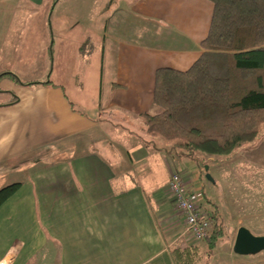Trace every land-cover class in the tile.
<instances>
[{
	"label": "crops",
	"instance_id": "crops-1",
	"mask_svg": "<svg viewBox=\"0 0 264 264\" xmlns=\"http://www.w3.org/2000/svg\"><path fill=\"white\" fill-rule=\"evenodd\" d=\"M49 2L0 0V188L21 183L0 206V264H175L168 235L180 229L164 198L187 156L144 142L141 115L162 112L157 69L202 56L215 5ZM182 175L203 198L195 168ZM240 227L221 254L201 246V256L264 264V250L234 252Z\"/></svg>",
	"mask_w": 264,
	"mask_h": 264
},
{
	"label": "trees",
	"instance_id": "trees-1",
	"mask_svg": "<svg viewBox=\"0 0 264 264\" xmlns=\"http://www.w3.org/2000/svg\"><path fill=\"white\" fill-rule=\"evenodd\" d=\"M212 1L202 56L187 70L157 69L154 102L162 112L141 115L149 136L144 142L192 159L198 151L228 155L264 129V0ZM157 140L167 146L157 147ZM20 187L15 182L0 188V206ZM218 219L213 213L220 228L207 238L210 251L222 236ZM199 254L192 245L172 249L175 264H195Z\"/></svg>",
	"mask_w": 264,
	"mask_h": 264
},
{
	"label": "rangeland",
	"instance_id": "rangeland-1",
	"mask_svg": "<svg viewBox=\"0 0 264 264\" xmlns=\"http://www.w3.org/2000/svg\"><path fill=\"white\" fill-rule=\"evenodd\" d=\"M49 1L50 5H52L51 3L54 0ZM259 138L256 142L244 143L228 155L214 156L198 151V159L185 157L183 159L184 164L177 169L182 174L185 171L191 172L195 168L204 194V197L198 199V201L204 205L212 201L213 204L210 210L212 211L215 207L214 209H219V212L223 214L220 224L222 225V236L216 243V251L220 254L226 250L227 246H230L233 239L232 234L237 231L238 225H244L243 223L239 224L240 218L244 219L246 224L252 226L254 229L253 233L254 231H264V156H260L257 150V147L262 148V143L260 142L264 139V129L260 132ZM206 166L209 167L208 170ZM208 173L211 174L214 181L208 179ZM233 188L239 192L234 190L235 196L230 193ZM164 199L167 200L166 202L169 205L166 204L172 212L171 225L175 226L174 230L180 229L176 231V235H168V239L171 242L176 238V243H171L172 249L191 245L197 246L200 249V254L195 264H225L223 259L219 261L220 258H217L215 261L209 262L208 254L203 253L201 256V246H209L207 238L220 228V226H218L219 228L215 226L217 222H214L212 231L206 239L202 241L196 240L186 231L182 215L179 214V210L169 192L166 191ZM200 256L202 257L201 261Z\"/></svg>",
	"mask_w": 264,
	"mask_h": 264
},
{
	"label": "built area",
	"instance_id": "built-area-1",
	"mask_svg": "<svg viewBox=\"0 0 264 264\" xmlns=\"http://www.w3.org/2000/svg\"><path fill=\"white\" fill-rule=\"evenodd\" d=\"M167 190L182 215L186 231L196 240L207 238L214 225L213 213L198 201L195 190L178 170L172 172Z\"/></svg>",
	"mask_w": 264,
	"mask_h": 264
},
{
	"label": "water",
	"instance_id": "water-1",
	"mask_svg": "<svg viewBox=\"0 0 264 264\" xmlns=\"http://www.w3.org/2000/svg\"><path fill=\"white\" fill-rule=\"evenodd\" d=\"M208 166L206 169L208 170ZM208 179L214 181L210 173L207 174ZM233 250L237 254L250 255L257 254L264 250V234L256 235L246 226L238 229Z\"/></svg>",
	"mask_w": 264,
	"mask_h": 264
}]
</instances>
